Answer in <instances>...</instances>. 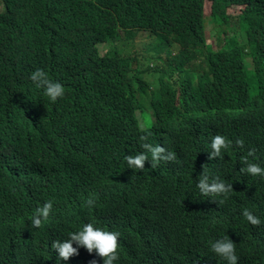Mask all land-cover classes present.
<instances>
[{
  "label": "trees",
  "instance_id": "trees-1",
  "mask_svg": "<svg viewBox=\"0 0 264 264\" xmlns=\"http://www.w3.org/2000/svg\"><path fill=\"white\" fill-rule=\"evenodd\" d=\"M193 1L199 4L187 3L191 0H0V264H29V190L36 195H42L38 188L50 192L59 222L73 227L82 223L77 216L81 204L74 205L73 196L62 190L68 183L79 193L80 178L88 173L85 160L94 161L100 170L104 143L111 157L122 141L128 144L127 156L143 152V143L172 146L176 138L191 139L198 147L191 156L183 153L178 171L189 168L196 174L207 164V173L215 176V163L202 155L207 138L192 132L196 141L188 134L191 127L176 117L174 102L178 93L185 92L183 81L188 77L209 84L235 76L248 65L247 59L251 66L264 68V28L260 30L264 0ZM232 5L241 7L240 13L228 16L227 6ZM208 23L215 33L216 51L207 43ZM144 31L147 44L136 34ZM116 42H129L132 48L119 56ZM101 44L111 50L99 54ZM160 54L169 61L164 64ZM37 69L64 87L63 97L52 102L43 88L36 87L30 76ZM151 76L163 85L160 91L147 92ZM137 100L142 105L138 109L151 110L157 129L154 124L148 130L139 126L132 108ZM77 110L88 116V124L73 118ZM74 122L91 140L82 146L83 139H78L76 149L67 139ZM142 136L147 139L141 140ZM144 168L147 175L155 172L147 164ZM145 178L140 172L130 180ZM258 186L264 195V181H258ZM241 200L233 190L222 204L233 213ZM83 206L87 217L92 212ZM188 217L195 223L190 210ZM205 227L219 234L214 221ZM81 263L77 258L75 264ZM180 263V258L170 260V264ZM253 264L264 263L261 258Z\"/></svg>",
  "mask_w": 264,
  "mask_h": 264
},
{
  "label": "clouds",
  "instance_id": "clouds-1",
  "mask_svg": "<svg viewBox=\"0 0 264 264\" xmlns=\"http://www.w3.org/2000/svg\"><path fill=\"white\" fill-rule=\"evenodd\" d=\"M226 10L232 16L241 7ZM136 34L139 41L149 42L145 31ZM114 48L124 56L132 47L129 42H116ZM100 50L99 54H105L111 48ZM160 57L164 64L169 61L163 54ZM246 61L248 65L235 76L209 84L186 78L185 92L178 93L174 102L176 117L191 127L188 134L196 141L192 132L207 138L202 155L215 163L214 177L207 173V164L196 174L189 168L178 171L183 153L191 156L198 147L191 139L176 138L172 146L143 143V152L127 156L128 144L122 141L111 157L104 143L100 170L97 163L85 160L88 173L80 178L79 193L68 183L62 190L73 196L74 205L81 204L77 216L82 223L73 227L59 222L50 192L38 188L42 195H36L29 190V264H75L77 258L81 264H170L179 258L180 264H189V258L192 264H253L261 258L264 263V195L258 186V181H264V68ZM151 77L156 80L144 78L147 92L160 91L163 85ZM30 79L52 102L65 94L64 87L43 70L37 69ZM141 106L139 100L132 103L139 126L148 130L154 124L157 129L151 110L138 109ZM144 114L150 119L146 127ZM75 117L83 124L90 120L80 110ZM75 129L71 126L67 139L76 149L78 139H83L82 146L91 140L76 124ZM145 164L155 172L147 175ZM140 172L146 176L143 182L130 180ZM233 190L242 200L241 207L230 213L232 209H226L222 200ZM83 205L92 212L87 217ZM219 208L224 213L219 214ZM189 210L196 216L195 223L189 221ZM211 214L215 216L207 218ZM213 221L219 234L205 227Z\"/></svg>",
  "mask_w": 264,
  "mask_h": 264
},
{
  "label": "rangeland",
  "instance_id": "rangeland-1",
  "mask_svg": "<svg viewBox=\"0 0 264 264\" xmlns=\"http://www.w3.org/2000/svg\"><path fill=\"white\" fill-rule=\"evenodd\" d=\"M2 11H3V5L1 4V5H0V12H2ZM206 37H207V39H208L207 43L210 44V45L213 47L214 50H216V45H215L216 37H215V33H214L213 29H212L211 24H210L209 27L207 28ZM101 47H102V49L105 50V51H106L107 49H109V47H107V46L104 44V45H102V46L99 47V51H100V52H101V50H100ZM148 76H149V75H148ZM149 78H151V79H153V80H156V78H154V77H149ZM144 119H145L144 127H146L147 125L150 124V119L148 118V115H147V114H144Z\"/></svg>",
  "mask_w": 264,
  "mask_h": 264
}]
</instances>
